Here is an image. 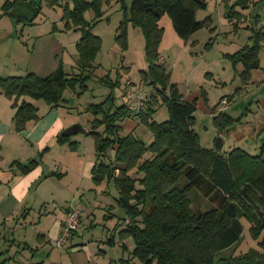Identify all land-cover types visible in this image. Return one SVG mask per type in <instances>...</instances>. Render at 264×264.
Masks as SVG:
<instances>
[{
	"label": "trees",
	"instance_id": "1",
	"mask_svg": "<svg viewBox=\"0 0 264 264\" xmlns=\"http://www.w3.org/2000/svg\"><path fill=\"white\" fill-rule=\"evenodd\" d=\"M17 1L7 0L2 6L4 13L11 15L9 11ZM62 1L46 0L52 7L62 5L61 19L65 21L66 28L75 27L80 31L76 43L79 73H67L61 64L45 76L35 73L0 76V94L15 98L13 120L18 132L25 130L29 121L39 119L38 106L26 99L19 102L21 97L43 100L52 107H58L65 101L66 89L87 90V82L97 67L94 62L102 48V37L93 29L103 19L105 0ZM119 2L124 14L116 40L126 48L129 27L142 29L148 63V67L141 70L142 81L152 85L157 93L153 92L146 100L141 93H134L130 99L128 92L132 91V80H127L122 94L125 102L119 106L109 105L116 98L115 88L120 79L113 80L106 75L101 81L108 85L110 93L103 102L89 107L95 113L86 132L95 142L96 161L91 170L92 179L96 184L104 180L113 183L117 203L126 211V217L115 225L114 234L107 243L113 246L117 240L131 238L133 241L132 257L121 258L118 264H133L134 258L144 264H264V141L257 153L240 146L230 151L203 146L194 128L197 99H185L178 85L171 81V72L161 63L160 47L165 35L161 19L168 15L177 35L187 43L195 32L211 27V15L197 18L198 9L206 8L207 1L131 0L130 8L126 0ZM247 2L236 0L231 5L227 3L226 17L240 20L242 12L236 7L247 8ZM88 10L93 11L92 20L86 16ZM263 18L264 13L256 15L254 26H249L252 30L250 44L226 54L235 69L242 66L239 72L242 84L249 83L253 71L261 68ZM17 19L29 22L26 18ZM54 28H58L56 24ZM160 97L168 106L169 118L155 121L152 116ZM219 111L213 120L222 131L235 119L224 110ZM133 116H138L151 129V143L147 144L132 131L122 133L120 121ZM70 139L71 136L62 134L58 137V141H67L70 147H74L77 142ZM110 150L114 153L109 158ZM148 152L150 156L145 157ZM42 156L40 153L38 158H32L26 164L17 160L13 164L26 173L40 164ZM182 176L188 183L179 188L175 185ZM193 188L200 190L217 206L206 211L195 210L189 195ZM241 217L251 223L249 231L258 240V245L246 252L226 256L223 252L243 236ZM74 233L78 235L79 230H74L72 236ZM122 246L126 248L125 244Z\"/></svg>",
	"mask_w": 264,
	"mask_h": 264
},
{
	"label": "rangeland",
	"instance_id": "2",
	"mask_svg": "<svg viewBox=\"0 0 264 264\" xmlns=\"http://www.w3.org/2000/svg\"><path fill=\"white\" fill-rule=\"evenodd\" d=\"M4 1L0 0V59L9 64L12 62L11 57L18 52V49L12 48L10 43L12 39L23 37L27 39L39 35L47 38L57 37L67 46L64 54L65 71L79 73L76 43L80 37V31L75 27L66 28L65 21L61 19L62 5L52 7L46 0H32L34 5L41 6L39 14L33 22L19 21L20 25H18L17 17L2 12L1 6ZM206 1L207 7L198 9L197 18L204 19L211 15V27L198 30L187 43L177 35L172 24L170 31V26L166 27L162 19L161 23L165 26L166 34L160 47V55L163 57L161 63L171 72V81L178 85L183 97L187 100L197 99L194 128L200 135L203 146L213 148L216 137L220 136L225 140L223 151H230L235 146H240L251 153H257L264 141V47L260 51L261 68L253 71L252 80L247 84H242L240 81L239 72L242 70V66L239 65L235 69L226 54L236 52L251 43L252 30L249 26H254L256 15L264 13V0H247V8L237 6L236 10L242 12L240 20L237 18L230 20L225 14L226 4L231 5L236 0ZM126 3L130 8L131 0H126ZM102 9L104 11L103 19L93 29L94 33L102 37V48L94 62L97 66L94 75L87 82V90L66 89L65 101L59 106L62 115L73 121V125L77 124L83 128H90L95 117V113L89 107L103 102L110 93L111 89L101 81V78L106 75H110L113 80L117 77L120 79V84L115 88L116 98L109 105L119 106L125 102L122 94L124 85L129 79L133 80L132 83L129 81L132 91L135 94L141 93L145 97L144 100L148 99L153 92L157 93L152 85L142 81L141 70L148 67L142 29L129 27L128 46L124 48L116 40L119 33L118 26L124 14L119 0L109 2L105 0ZM86 16L92 20L93 11L88 10ZM166 17L170 19L168 15L164 16V18ZM54 24L58 28L53 30ZM11 25L14 30L9 29ZM24 41L22 45L33 51V39L26 40L28 42ZM22 59H25V56L22 55ZM225 97L227 103L216 108ZM36 101L39 105H46L43 100ZM220 109L235 119L234 123L226 126L222 131L214 124L213 120L214 115L220 114ZM168 118V106L160 97L152 120L163 121ZM120 125L122 133L132 131L143 138L147 144L151 143L152 131L147 124L140 121L138 116L126 118L120 121ZM76 136L79 135L74 137ZM82 138L85 139L79 145V149L84 153L92 154L93 157L95 153L94 138L92 135H87L81 137L80 141ZM68 146L64 147L66 150L65 160L73 161L77 153L72 150L73 147ZM52 153L58 157L57 153ZM113 153V150H110L108 157L110 158V154ZM148 156H150L149 152L145 154V157ZM84 181H88L95 188L86 189V194L82 199L80 196L74 198L72 194L68 193L66 196L68 200L50 201L42 210L44 213L49 209L48 214L55 215L60 211L63 212V207L67 205H69V209L72 206L79 208L82 216L78 235L69 237L65 244L59 248L56 247L55 240L51 242L50 240H41L38 210H29L28 218H26V214H23L25 209L20 214L14 215V218L12 214V217L6 221L0 216V222H2L0 227V254L2 253L0 263L8 259L6 264H37L39 262L40 264H118L121 258L132 257L130 252L133 247L131 251L126 250L118 240L113 246L107 243V239L114 234L115 225L126 217V211L115 198L117 191L114 184L108 183L106 180L105 185L96 190V186L99 184L87 177L84 178ZM187 183V178L182 176L175 186L182 188ZM189 195L193 201L192 206L197 211H206L217 206L214 201L204 197L197 188H193ZM81 206L85 207L84 213ZM110 206L112 207L111 211L107 209ZM111 213L112 217H110ZM4 215L6 214L4 213ZM12 220L26 223L23 227L20 226V223H16L17 227H15V221L12 225ZM241 221L244 225L243 236L237 244L223 252L226 256L232 253L246 252L250 247L258 245V240H255L249 231L251 223L245 217H241ZM52 224L53 217L45 220V226L48 229L52 227ZM25 245H27L26 248ZM132 263L144 264L138 258L132 259Z\"/></svg>",
	"mask_w": 264,
	"mask_h": 264
},
{
	"label": "crops",
	"instance_id": "3",
	"mask_svg": "<svg viewBox=\"0 0 264 264\" xmlns=\"http://www.w3.org/2000/svg\"><path fill=\"white\" fill-rule=\"evenodd\" d=\"M2 12H4L3 9ZM11 15L17 18H25ZM162 19L166 27L170 26L171 31L172 21L167 17ZM18 25H20L19 20ZM9 29L14 30L13 25ZM28 39H33V51L22 45V42L24 40V42H28L26 41ZM10 43L12 48L18 49V52L13 54L10 64L0 59V76H17V74L18 76H25L29 73L45 76L54 72L61 64L65 69L64 54L67 46L57 37L47 38L40 35L28 37L27 39L23 37L12 39ZM22 55L25 56V59H22ZM23 99L32 101L38 106L39 119L29 121L25 130L18 132L15 130L13 120L16 113V108L13 106L15 98L10 99L4 94H0V216L6 221L12 217V214L14 218V215L20 214L25 209L26 211L23 214H26V218H28L30 216L29 210H38L40 213L38 227L41 228L39 230L40 235H42L41 240H50L51 242L56 240L66 222L69 205L63 207V212L60 211L55 215L48 214L49 209L44 213L42 210L46 208L47 203L49 204L50 201L63 202L68 200L66 198L68 193L72 194L74 198L80 196L82 199L86 194V189L95 188L88 181H84V178L92 179L91 170L96 161V151L92 157V154L84 153L79 149V145L82 144L85 138H82L81 141L80 139L87 136L86 133L75 134L79 135L76 137L71 135V142H77L72 148L77 156L73 161L65 160L66 150L64 147L68 146L69 142H60L58 137L69 126H73L74 122L62 115L59 106L52 107L45 101L46 105L42 106L38 104V101L28 96L21 97L19 102ZM85 129L88 130L89 128ZM52 152L57 153L58 157L54 156ZM40 153H43L40 164L29 172L25 173L16 164H13L15 160L26 164L32 158H38ZM105 182L106 180L96 186V190L103 187ZM81 208L84 213L85 207L81 206ZM107 209L110 211L112 207L110 206ZM112 216L111 213L110 217ZM50 217H53V224L48 229L45 226V220ZM13 221L15 220H12V225H14ZM16 223H20V226L23 227L26 222L23 224L20 220L15 221V227H17ZM1 224L2 222H0V227ZM76 234L74 233L73 236ZM118 242L121 245L125 244V249L131 251L133 247L131 238Z\"/></svg>",
	"mask_w": 264,
	"mask_h": 264
},
{
	"label": "water",
	"instance_id": "4",
	"mask_svg": "<svg viewBox=\"0 0 264 264\" xmlns=\"http://www.w3.org/2000/svg\"><path fill=\"white\" fill-rule=\"evenodd\" d=\"M40 12V7L34 5L32 0H18L10 9V13L17 16H23L29 21H33ZM87 130L80 125H73L62 132L64 136H71L78 133H86ZM224 139L220 136L215 139L214 148L219 151L224 150Z\"/></svg>",
	"mask_w": 264,
	"mask_h": 264
},
{
	"label": "built area",
	"instance_id": "5",
	"mask_svg": "<svg viewBox=\"0 0 264 264\" xmlns=\"http://www.w3.org/2000/svg\"><path fill=\"white\" fill-rule=\"evenodd\" d=\"M264 21V18H263ZM130 83V82H129ZM130 99L135 95L131 90L128 92ZM130 103V101H129ZM227 103L226 98L222 101ZM81 210L76 206H72L67 212V219L64 226L61 229V232L58 238L55 240L56 247L61 248L65 242L72 236L74 230H79L81 228Z\"/></svg>",
	"mask_w": 264,
	"mask_h": 264
}]
</instances>
